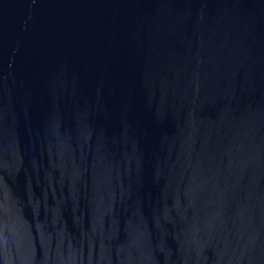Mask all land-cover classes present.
<instances>
[{
  "label": "water",
  "instance_id": "95a60500",
  "mask_svg": "<svg viewBox=\"0 0 264 264\" xmlns=\"http://www.w3.org/2000/svg\"><path fill=\"white\" fill-rule=\"evenodd\" d=\"M0 264H264V0H0Z\"/></svg>",
  "mask_w": 264,
  "mask_h": 264
}]
</instances>
